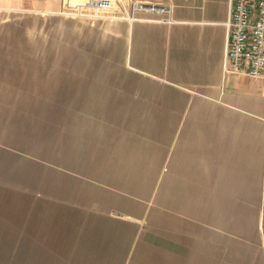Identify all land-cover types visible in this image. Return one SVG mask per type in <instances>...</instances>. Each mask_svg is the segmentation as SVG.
<instances>
[{"label":"crops","instance_id":"obj_1","mask_svg":"<svg viewBox=\"0 0 264 264\" xmlns=\"http://www.w3.org/2000/svg\"><path fill=\"white\" fill-rule=\"evenodd\" d=\"M159 3L170 16L121 20L131 72L112 169L140 211H114L143 222L124 263L264 264V80L224 68L229 0Z\"/></svg>","mask_w":264,"mask_h":264},{"label":"rangeland","instance_id":"obj_2","mask_svg":"<svg viewBox=\"0 0 264 264\" xmlns=\"http://www.w3.org/2000/svg\"><path fill=\"white\" fill-rule=\"evenodd\" d=\"M142 1L104 15L90 0H0V264L128 259L143 222L114 211H140L112 169L131 72L121 20L132 3L167 7Z\"/></svg>","mask_w":264,"mask_h":264},{"label":"built area","instance_id":"obj_3","mask_svg":"<svg viewBox=\"0 0 264 264\" xmlns=\"http://www.w3.org/2000/svg\"><path fill=\"white\" fill-rule=\"evenodd\" d=\"M90 1L94 13L104 15H111L121 2V0ZM130 8L133 12L146 10L168 16L172 13L170 8L162 6L132 4ZM228 10L224 68L226 71L232 68L235 73L246 71L251 78L264 80V0H229Z\"/></svg>","mask_w":264,"mask_h":264}]
</instances>
